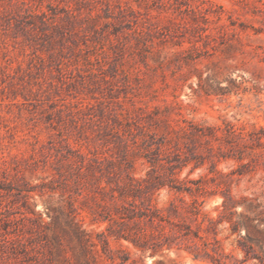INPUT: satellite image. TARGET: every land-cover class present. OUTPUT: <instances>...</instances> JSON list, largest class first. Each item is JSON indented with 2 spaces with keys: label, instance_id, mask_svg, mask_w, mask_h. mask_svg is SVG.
Returning a JSON list of instances; mask_svg holds the SVG:
<instances>
[{
  "label": "rangeland",
  "instance_id": "obj_1",
  "mask_svg": "<svg viewBox=\"0 0 264 264\" xmlns=\"http://www.w3.org/2000/svg\"><path fill=\"white\" fill-rule=\"evenodd\" d=\"M191 123L213 130L185 134ZM261 127L264 0H0V234L14 240L0 264H216L111 235L104 192L130 174L165 183L149 191L159 206L192 188L216 192L213 216L223 192L264 210ZM164 138L179 148L165 153ZM223 226L226 264H264V231L262 259L244 260Z\"/></svg>",
  "mask_w": 264,
  "mask_h": 264
},
{
  "label": "trees",
  "instance_id": "obj_2",
  "mask_svg": "<svg viewBox=\"0 0 264 264\" xmlns=\"http://www.w3.org/2000/svg\"><path fill=\"white\" fill-rule=\"evenodd\" d=\"M67 12L72 14L71 9H68ZM29 15L33 14L30 13ZM41 16L46 17L48 15L43 11ZM161 121L160 119L156 120L155 124L159 126ZM128 125L127 132L133 135L131 125ZM192 126L195 130L191 128ZM205 128L210 129V131L213 130L211 127L198 126L194 123L181 130L185 134L192 135L195 132H201L205 136L207 135ZM259 130L260 133L251 135L259 144H264V128L261 127ZM241 133L232 125L228 128L227 135L230 138H235L242 135ZM142 134H144V138L141 142L137 139L134 140L137 145L144 144L147 136L154 137L158 133L147 130L143 131ZM165 138L162 140L166 146L163 149L165 153H172L179 148L178 144L175 143L178 141L166 140ZM155 151L160 152V146ZM239 158L242 159L243 156L241 155ZM148 160L151 163H156L158 158L153 160L148 156ZM76 165L82 173L84 169L88 171L86 174L89 173L90 166L86 165L84 160L81 163L77 162ZM127 178L123 183L118 181L117 186L111 187L110 192H104L106 197L110 199L109 203L105 205L107 211L105 219L109 221L108 230L111 235H115L118 239L124 238L130 241L135 248L143 253L150 252V254L155 255L164 249L174 247L181 249L184 246L194 254L195 258L206 255L216 264H226L225 259L230 255L224 253L222 241L218 236L220 233L219 226L224 225L222 230L229 229L231 234H238V245L246 255L244 260L250 258L251 255H257L256 257L262 259L256 252L254 245L259 243V238L253 232L264 231V217H262L264 210L260 208L261 203L256 198L247 195L235 197L230 192H223V201L216 206L217 214L213 216L204 209V205L216 192H193L192 188H188L190 192H179L183 195L178 198V201L170 200L168 205L159 206L152 201L156 192L149 191L154 187L157 189L162 187L165 185L164 182H158L160 180L152 177L137 178L130 174ZM196 189L201 191V185H198ZM186 194L189 195L188 199L185 198ZM26 197L29 198L30 195L26 194ZM238 207H241L240 211ZM48 210L50 213L51 211H59L57 215L55 214V218L61 219L67 216L72 222L71 213H66L61 208H48ZM114 224H117L118 227H115ZM0 242L8 244L13 243L14 240L5 234H0ZM210 249L214 253H211ZM24 250L29 251L27 248Z\"/></svg>",
  "mask_w": 264,
  "mask_h": 264
}]
</instances>
